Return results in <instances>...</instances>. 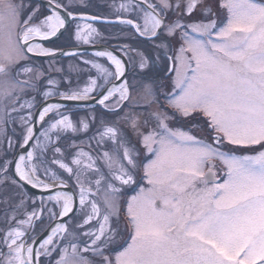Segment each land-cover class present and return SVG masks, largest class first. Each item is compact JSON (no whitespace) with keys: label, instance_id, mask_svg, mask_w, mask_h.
Instances as JSON below:
<instances>
[{"label":"snow or ice","instance_id":"1","mask_svg":"<svg viewBox=\"0 0 264 264\" xmlns=\"http://www.w3.org/2000/svg\"><path fill=\"white\" fill-rule=\"evenodd\" d=\"M202 2L129 0L118 6L137 16L117 15L119 23L130 25L140 37L160 42L155 46L164 51L168 70L175 73L173 91L165 98L176 112L171 116L162 108L151 112L155 126L146 132L140 131V117H125L140 136L146 156L150 154L143 164L150 187L141 188L127 201L130 242L109 256L105 251L116 236L112 219L119 216V193L123 186L136 183L139 153L120 141L122 159L109 152L93 156L73 143L71 147L79 150L65 157L57 146L61 136L87 132L90 125L84 119L74 121L63 111L66 105L46 101L51 97L93 100L114 111L131 99L127 79L116 83L126 76V63L114 50L96 51V58L106 57L111 64L83 62L103 82L89 76L83 87L72 88L69 81L60 91L56 80L42 82L44 74L32 66L29 54L63 52L75 57L77 52L45 47L38 40L68 33L70 39L93 43L99 30L91 22L103 18L85 15L76 7L69 10V5H83V0H68V4L47 0L43 9L30 4L26 15L23 3L0 0V96L19 105L12 112L27 110L20 116L22 145L35 141L31 150L0 161V171L14 166L19 178L14 184L23 188L26 183L49 193L30 197L31 210L22 198L6 216V227L0 228V264H41L45 257L44 264H94L83 253L98 257L99 264H264V0H221L220 7L228 13L222 26L208 18L214 15L210 8L203 9V19H192ZM78 20L86 23H75ZM177 37L178 50L167 56ZM147 65V58L141 56L139 67ZM146 91L151 97L146 102L156 103L152 89ZM31 92L45 101L35 118L36 96ZM196 112L208 118L209 128L216 133L213 143L193 135L192 128L170 127L176 113L190 117ZM9 115L0 117V124L7 123ZM37 122L40 129L35 127ZM143 123L147 126L149 120ZM118 135L116 127L104 125L97 144L105 139L115 143ZM256 146L260 150H254ZM49 148L50 163L59 171L43 160ZM101 159L107 174L97 163ZM101 193L103 207L97 202ZM44 219L49 221L47 235L40 239L33 232L36 222Z\"/></svg>","mask_w":264,"mask_h":264},{"label":"rangeland","instance_id":"2","mask_svg":"<svg viewBox=\"0 0 264 264\" xmlns=\"http://www.w3.org/2000/svg\"><path fill=\"white\" fill-rule=\"evenodd\" d=\"M62 3L68 4V0H61ZM129 0H83L82 4L69 5L80 9L81 12H87L91 15H100L105 18H116L117 15L123 17H129L132 19H137L136 13L133 12H125L123 10H119V5L121 3H128ZM134 2V0H133ZM15 3L20 4L23 3L25 7V13L27 14V6L39 4L41 8H45V6L40 3L38 0H15ZM221 0H203L202 4L197 7L196 10L192 13V19H203L205 13L203 12L204 8H210L211 13L214 15H209V19H215L218 26H222L224 22L227 20V10L220 7ZM84 5H87L85 8ZM23 18V16H22ZM75 23H86V21H76ZM93 27L99 30V36L95 38L93 43L83 44L78 41V43L82 45H90L99 42H111L119 41L125 42L129 39L138 40L135 33L131 30L130 25L121 24V23H94ZM75 27V24L72 25ZM64 36H68V33H64ZM59 39V38H58ZM64 40V39H63ZM130 40V41H131ZM159 41L150 42V54L148 52L142 51L138 46L135 47L134 51H132L131 55L128 58L129 61V74L127 75V82L131 92V99L125 101L118 110L116 114L112 115V112L109 111L108 114H99L95 107L88 105H75L73 110L63 109L66 113H70L72 115V119L74 121H78L80 119L86 120L90 127L87 132H78L71 133L68 132L61 136L57 146L61 147L64 151V156L69 157L70 154L79 150V148H73L71 145L74 143L79 147H83L84 151L91 152L93 156H100L103 152H109L114 157L119 156L122 159V150L120 148V141H123L125 145L129 148L133 149L135 152L139 153V156L135 157L137 160V164L139 167L134 172L136 176V183L130 186H123L121 192L119 193V216L113 217L112 219V227L116 230L115 240L110 243L105 251L106 255L114 256L116 252L123 249L126 246L127 242H130L131 235V226L128 222L127 216V201L134 195H136L141 188L147 189L150 187L146 178H144L143 173V164L147 163V159L150 158V154L146 156L145 150L140 143V136L137 131H135L132 126L130 119H125V117L135 118L140 117V131L146 132L150 127H154V121L150 119V113L157 110L163 109L167 110L169 115L173 114L172 110L169 107H164L162 100L166 101V94L173 91V79L175 77V73L172 72L171 76L168 80L162 85H158L156 83V76L163 71L162 66L166 62V58L163 57L164 51L159 50L155 45L159 44ZM45 47H51L50 43H43ZM173 48L167 51V55H173V51L178 50L179 42L178 37L176 40L172 41ZM57 48V47H56ZM165 54V53H164ZM141 56L146 57L148 61V65L146 68L141 69L139 67ZM61 59V60H59ZM84 61L93 60L94 62H98L104 64L106 67L111 64L110 61L104 58H96L95 55H86L81 57ZM152 59L155 62L151 61ZM165 59V60H164ZM37 60V58H36ZM35 59L30 58L31 64L34 68H37L40 72L44 74L42 78V82H45L48 78L54 79L59 83L60 91L66 90L69 86V81H71V87H83L89 79V76L94 78L97 77V72L94 68H91L90 65L83 63V60H80L79 57H62L55 59H48L36 61ZM161 69V71H159ZM56 71L57 73H53ZM49 72V75H48ZM166 73V72H165ZM163 74L159 76L163 77ZM24 79V77H21ZM100 79V78H98ZM102 83V79H100ZM158 85V86H157ZM151 88L155 98L156 103L149 104L146 101L150 100L151 97L147 95V89ZM43 91V89L41 90ZM161 91V93H160ZM36 92H31V96H35ZM159 94H162V99ZM31 96H26L24 99H30ZM22 102V101H21ZM43 102L42 96L39 95L36 100L37 107ZM167 103V101H166ZM13 107L19 108L18 104H14L11 98H4L0 96V117H4L5 113H10L9 116L5 117L7 119V123L0 124V161L4 160H12L16 150L21 146L20 142V133L22 132L24 126L21 124L20 116L26 115L27 110H21L19 112H12L11 109ZM37 109V108H36ZM36 109L33 110V114ZM77 117L73 116V113L76 112ZM110 114V115H109ZM179 116L180 114L177 113ZM193 113L192 115H194ZM203 113L196 112V115ZM204 116V115H203ZM95 117V119H92ZM206 121H201L200 118L192 119L193 124L191 128H193L192 134L197 136L198 138L207 141L208 143H213L214 135L208 134L210 132L213 134L214 132L208 129V118L204 116ZM149 120V124L147 126L144 125V120ZM177 120V117H173L170 121V127L173 128H183L182 126H177L173 123ZM104 125H110L116 127L119 130V135L117 138V142H112L111 140L105 139L103 143L97 144V140L99 139L98 133L103 131ZM47 125H45L46 127ZM194 126V127H193ZM187 130V128H183ZM39 135V132L37 133ZM9 141L12 142L13 147H9ZM35 143V141H33ZM260 150V149H258ZM256 150V151H258ZM53 158V151L51 148L44 154L43 160L48 162L49 167H52L54 171H59L58 166L51 165L50 161ZM56 158H60L57 156ZM39 163V159L36 161ZM97 163L103 169V160H98ZM219 165V162H216ZM107 174V169H103ZM217 173H220V167L218 166L216 169ZM141 178H139V175ZM63 175V173H61ZM44 179L45 177H41ZM67 179V176H64ZM18 181L12 172L11 166L9 167L7 172L0 171V228H5V220L6 216H10L15 210V206L20 203V200L23 198L26 201L28 210H31L32 204L30 201V197H37L36 193L29 190L23 185V188L19 186V183L14 184L13 181ZM141 180V182H139ZM71 181L69 184L71 185ZM119 187L120 185L117 184ZM102 193L97 197V202L101 203V207H103L102 200L100 199ZM124 196L125 204L121 208L120 201ZM51 206V205H50ZM23 210H21L22 212ZM18 218H21L18 215ZM79 222V221H77ZM14 223V222H13ZM49 221L47 219L43 220V223L40 221L36 222L35 230L33 235L38 236L41 234L48 226ZM128 229V230H127ZM69 230L73 231L74 227L72 222H69ZM128 231V234H127ZM83 239V238H82ZM126 240V241H125ZM5 253L7 249L3 250ZM89 260L93 261L94 264H99V258L91 256L89 253H83ZM53 258H58L56 253H53ZM48 258H43L41 264H44ZM2 260V257H0Z\"/></svg>","mask_w":264,"mask_h":264},{"label":"water","instance_id":"3","mask_svg":"<svg viewBox=\"0 0 264 264\" xmlns=\"http://www.w3.org/2000/svg\"><path fill=\"white\" fill-rule=\"evenodd\" d=\"M38 1L40 3H42L45 7L47 6V0H38ZM85 15L94 16V15H91V14H85ZM102 18L103 19H101V20L92 21V22H94V23H109L107 21H112L111 23H119V21L117 20V17L116 18H105V17H102ZM125 18H129V17H125ZM130 19H132V18H130ZM62 35H58V37L52 38L50 41H40V42H42V43H52V42L56 41L58 38H60ZM120 46L124 47L123 45H120ZM62 50L64 52H77L78 54H95L96 51H102V50H110L111 51V50H114L115 54L120 56L121 59H123L125 61L126 68H127L126 76L124 78H121V80H117L116 83H121V82H123L124 79L127 78V74L129 72V61H128V58L123 52H121L119 49H117L114 46H110V45H107V44H90V45H78V46H75V47H72V48L71 47L70 48H62ZM29 56L37 58V59H41V60H48V59L62 58V57H66V56H69V55H64L63 52H57L54 56H36V55H32V54H29ZM43 102H45V101H43ZM46 102H48V103H60V104L66 105V106L67 105H76V106L77 105H88V106H92L93 105V106H99V107L104 108L103 106L99 105L98 103H96L93 100H89V101H86V102H83V101H67V100H62L59 97H51ZM38 109H39V106L37 107V109H36V111L34 113V118L36 116V112L38 111ZM35 127L37 129H40L41 128L40 123L37 122ZM37 133H38V131H37ZM32 143H33V141L30 142L29 146L21 145L16 150L15 155L17 153H21L22 154V153L25 152V150H31V144ZM11 169H12V172H13V175H14V166H11ZM14 177L17 180H19V178L17 176L14 175ZM23 185L26 188H28L29 190H31L34 193H36L37 197L46 196V195L49 194V193H46L42 189L34 188L32 185H28L26 183H24ZM46 235H47V232H46V229H45L41 234L38 235V237L40 239H43L44 236H46Z\"/></svg>","mask_w":264,"mask_h":264},{"label":"trees","instance_id":"4","mask_svg":"<svg viewBox=\"0 0 264 264\" xmlns=\"http://www.w3.org/2000/svg\"><path fill=\"white\" fill-rule=\"evenodd\" d=\"M36 1V0H35ZM70 9H72V7L70 6ZM131 27V26H130ZM131 30L134 32V30H133V28L131 27ZM135 33V32H134ZM135 35L137 36V39L138 40H133V43H134V47H136V46H138L142 51H144V52H148V54H150V49H151V47H150V42L151 41H149L147 38H144V37H140V36H138L136 33H135ZM51 44V43H50ZM89 55V54H88ZM163 57L165 58V56H164V53H163ZM36 60V59H35ZM37 60H39V61H41L42 62V60L41 59H37ZM36 60V61H37ZM165 60V59H164ZM151 61H153V62H155V60L154 59H152ZM168 62H167V60H166V62L164 63V65L162 66V68H163V70L164 71H167L168 70ZM159 71H161V69L159 70ZM161 73H159L157 76H156V83H158V85H160V84H164L165 82H166V80L163 78V77H167V78H169L170 76H163V77H161V76H159ZM163 74V73H162ZM157 85V86H158ZM160 93H161V91H160ZM161 97H162V95L161 94H159ZM74 107V105H68V106H66V108L67 109H69V110H73V109H75V108H73ZM93 107H95L96 108V110H97V112L99 113V114H108V112L109 111H105V110H103V109H101L100 107H98V106H93ZM65 108V109H66ZM78 111H76V112H74L73 113V116H75V117H77V115H76V113H77ZM173 112V111H172ZM175 112V111H174ZM173 112V113H174ZM114 114H116V111H114V112H112V115H114ZM110 115V114H109ZM175 117H177V120L173 123V125H177V126H182L183 128H187V129H189V128H191V125L193 124V120L192 119H198V118H200L201 119V121H206L205 119V117L202 115V114H199V115H196V113L194 114V115H191L190 117H182V116H179L177 113H176V115H175ZM208 126V129H209V131H210V128H209V125H207ZM192 131H193V128H192ZM208 134H210L211 135V133L210 132H208ZM259 149V146H256V148L254 149V150H258ZM242 151H247V152H250V151H252L251 149H249V150H242Z\"/></svg>","mask_w":264,"mask_h":264},{"label":"flooded vegetation","instance_id":"5","mask_svg":"<svg viewBox=\"0 0 264 264\" xmlns=\"http://www.w3.org/2000/svg\"><path fill=\"white\" fill-rule=\"evenodd\" d=\"M64 39V40H63ZM131 39H129L128 41H125V42H119V41H111V42H107V43H105V42H103L104 44H107V45H110V46H114V47H116L117 49H119L121 52H123L124 54H126V56L127 57H129L130 55H131V53H132V51H134V49H135V47H134V43H133V40H131ZM95 44V43H94ZM97 44H102V42H99V43H97ZM78 45H82V44H80V43H78V41H75V39L73 38V39H70L69 38V35L66 37V36H64V35H62L59 39H57L56 41H54V42H52L51 44H50V46L51 47H58V48H60V49H62V48H70V46H78ZM120 45H123V46H127V48H126V51H125V48L124 47H121ZM55 47V48H56ZM84 56H86V54H79V55H76L75 57H79V59L80 60H83V59H81V57H84ZM164 56H165V54H164ZM167 56H172V55H167ZM59 60H61V59H59ZM84 61V60H83ZM168 63H169V61H167ZM84 63V62H83ZM166 72V73H165ZM53 73H57L56 71H53ZM161 74L162 73H164V76H171V73H172V71H171V73L168 75V70L167 71H162V72H160ZM48 75H49V72H48ZM165 80H168L169 78H165V77H163ZM36 96V100L38 99V97H39V95L38 94H36L35 95ZM164 107H166L165 105H163ZM119 108V107H118ZM118 108H116V109H118ZM101 109H103V108H101ZM115 109V110H116ZM103 110H105V111H110L109 109H103ZM114 110V111H115Z\"/></svg>","mask_w":264,"mask_h":264},{"label":"bare ground","instance_id":"6","mask_svg":"<svg viewBox=\"0 0 264 264\" xmlns=\"http://www.w3.org/2000/svg\"><path fill=\"white\" fill-rule=\"evenodd\" d=\"M79 10H80V9H79ZM80 12H81V11H80ZM82 13H83V14H88L87 12H82ZM38 42H40V41L38 40ZM102 44H104V43H102ZM70 47L72 48V47H75V46H70ZM29 57L32 58V59H36V58H34V57H31V56H29ZM129 71H130V70H129ZM128 74H129V73H128ZM128 74H127V75H128ZM67 106H68V105H67ZM100 108H102V107H100ZM103 109H104V108H103ZM21 145H22V144H21ZM125 202H126V201H124V200H121V201H120V206H121V208L123 207V205L125 204Z\"/></svg>","mask_w":264,"mask_h":264}]
</instances>
